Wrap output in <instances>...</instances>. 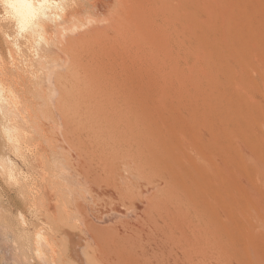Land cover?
<instances>
[{"label": "bare ground", "instance_id": "6f19581e", "mask_svg": "<svg viewBox=\"0 0 264 264\" xmlns=\"http://www.w3.org/2000/svg\"><path fill=\"white\" fill-rule=\"evenodd\" d=\"M257 74L264 75V0H0L1 162L28 171L22 172L27 184L46 195L45 183L53 177L71 184L83 171L86 183L99 185L91 188L103 185L111 197L96 204L95 215L115 217L110 225L93 223L94 229L88 220L86 232L91 228L97 241L161 233L152 263L173 255L177 259L168 264H263L250 251L255 254L264 237L253 225L256 235L244 237L251 224L243 219L252 215L242 213L247 216L240 221L234 201L242 183L222 174L233 171L232 165L248 173L239 150L243 141L253 139L256 157L264 159V112L256 103L264 100V89ZM57 117L66 134L36 146L32 141L46 136ZM20 120L36 126L21 127ZM46 150L76 158L51 171L49 179L40 170L39 155ZM237 156L244 160L232 163ZM18 189V196L27 193ZM134 205L151 213L150 222L135 212L129 216ZM242 237L249 245L237 243Z\"/></svg>", "mask_w": 264, "mask_h": 264}, {"label": "rangeland", "instance_id": "374dc122", "mask_svg": "<svg viewBox=\"0 0 264 264\" xmlns=\"http://www.w3.org/2000/svg\"><path fill=\"white\" fill-rule=\"evenodd\" d=\"M262 77L264 78V75ZM262 77L260 75V78H259V75L258 74L256 75V79H257L258 83L260 84L261 88L264 89V81H263L264 79H262ZM182 93H184V92L182 91ZM178 95H180V94L177 93L176 98L180 99L181 95H183V94H181L180 97H178ZM181 101H182V99H181ZM256 101H257L256 103L258 105H260V104L263 105L262 108H263V112H264V100H263V98L258 97ZM186 109H188V108L186 107ZM189 116H190V114L188 115V117ZM263 117H264V113H263V115L260 116V122H264ZM33 119L36 120L35 117H33ZM55 120H57V121H56L55 125H53L52 128H50L51 131H48V134L46 135L47 137L42 136V135L41 136L38 135L36 137V139L34 141H32V142H35V144L37 143L36 146H38V144H39V147H40V145L42 144L41 146L45 147V145H47L49 143L48 141H50L52 138L59 137L60 136L59 134H62V136H64V134H66V133H64L66 131V129H64V131H61V129L65 128L66 125L64 126V124H62L60 119L58 120V117L55 118ZM58 121H60L62 126L57 125V124H59V123H57ZM23 122H26V124H29L30 126L26 125ZM21 123H23V125H26L25 128H27V126L29 128H31L32 126H34V127L36 126L35 124H32L31 122L26 121V120H20V122L18 123L19 126L24 127L23 125H20ZM98 123H97V125H98ZM104 124L105 123L102 122L100 125H104ZM70 132H72V130ZM75 132L73 133V134H76L75 137L78 139L81 138V137H78V135L79 136L81 135L80 134L81 131H78L79 134H77L78 133L77 131H75ZM256 133L258 134V132H256ZM54 135H55V137H54ZM57 135H59V136H57ZM128 135H129V133H128ZM1 137L2 136H0V138ZM49 137H50V139H49ZM140 137L143 138V136H140ZM11 138L13 139V136ZM59 138H61V137H59ZM3 140H5V139H3ZM16 140L19 141V139H15V142H16ZM40 141H42V142L39 143ZM243 142H242V144L245 147L242 146L241 148L244 147V149L239 148V150L241 151L240 156L243 155L244 158L246 157L245 162L243 161V163L244 164L246 163L245 164L246 165V172H248V173H245L244 170L239 169L238 166L232 165L233 171H232V169L228 170V171H223L222 174H223V177H225V176L229 177L228 180H227V177H225L227 181H230V182L233 181L232 183L238 185V182H236V181H238V178H239V182L242 183V184H240L241 186L235 185L236 189L239 191V193L237 191V194H239V195L235 196L234 201L238 202L239 204H237V205L240 206L238 209L241 212V213L238 212L241 215L240 221H243L245 219H249L248 221L246 220L244 222L248 225H249V222L251 224V226L248 228V229H250V230H248L249 232H246L247 230L243 231V229H241L242 232H246V234L245 233L243 234V235H245L244 237L249 238L248 236H250V238H251V236H252L251 234H254V236H255L256 232L261 231L259 235H262V238H263L264 237V230H261V225L264 226V215H263L264 214V207H263L264 205H262V204H264V201H263L264 195L262 196V194H264V187H263L264 186V179H263L264 175H262V174H264V159L261 157L262 158V160H261L260 157H256L258 148H257V145L253 139H251L245 143H243ZM223 144H224V147H227L226 145L228 143L225 144V142H224ZM0 145H1V143H0ZM238 145H240V144H238ZM246 148H249L250 150L246 149ZM20 149H23V147L21 146ZM251 150H252L253 154L248 152V151L251 152ZM22 151L24 152V150H22ZM22 151H20V152H22ZM66 151H68V150H66ZM26 152H27L26 154H28V151H26ZM60 152L61 153L55 152V153L51 154V152L49 153L48 151L47 152L43 151V153L42 152L38 153V154L42 153V155L41 154L39 155V156H41V160H42L41 161L42 166H41L40 170H44L46 173L45 174L46 177L49 179H50V177H53L52 175H49V173L52 174L51 171H55L57 169V167L60 168L62 166H65L66 162L68 164L71 163L72 160H75L74 157L76 158L74 153L71 154V155H73V157H72L69 152H65V151H60ZM48 153L51 155H49ZM56 153H58V156L57 155L55 156ZM12 154H14V153L10 154V158H12V160H14L15 162L16 161L18 162L19 158H17V157H20L19 154H17L15 152V154H17V157L15 155H12ZM46 154H48V155H46ZM251 155H254V156H251ZM22 157H23V155H22ZM69 157L72 159L69 160ZM243 157L237 156L238 159H236V157H235L234 161L232 163L241 162L240 159H242ZM0 158L2 159V157H0ZM192 158H193V160H194V158H195V160L197 159L194 155L192 156ZM1 159H0V172L4 173L3 174L4 176H2V174L0 173V178H1V180H0V188H1L0 189V264H25V262H26V264H28V263L29 264H50V262H51V264L52 263L53 264H168L171 260L177 259L173 255H168L164 258L165 261L162 263H152L151 262V259L157 253L158 246H159V243H160L161 238H162L161 233L158 235H155L154 233H151V232H144L141 235L140 234L133 235L136 237L130 238V240H128L129 239L128 236H132V235H126V237H125V235H119L117 237L112 236V237L105 238V239L98 240V241L95 240V237L90 235L91 230L96 228L95 224H93V223H95V222L98 223V224H96V225H98L97 227H100V225H99L100 222L103 224L110 225V224L114 223L115 217L112 216V213H106V212L103 214H100V215H97L98 213L96 212V215H95L94 210H96L95 209L96 206L102 205L101 203L106 204L105 203V202H107L106 199H108V197L110 199L111 197L108 195V193H106L105 189L103 191L101 190V187L105 188V186H103V185L101 187H98V189L91 188V187L97 188V186H99V185L93 184V186H91L92 185L91 182L86 183L84 180L85 173L83 171H82V173L80 172L81 176L79 175V172H78V175H77V173H75L76 176L74 177L73 182H71V184L68 180L67 181L65 179L59 180V179H56L54 177H53V180L50 179V182H52V183H49L46 181L47 183H45L46 186H44V188L47 187V189L50 190V191H48L49 194L46 195V193L44 191L40 190V191H42V193H41V192H39V190H36L37 187L35 184H33V183L31 184V182L29 184H27V182H29L30 179L24 177L26 174H24L22 172H28V171H26L25 169H19L17 167H11V166H9V164H10L9 160L6 161V159L3 158L4 160H2L3 162H1ZM242 160H244V159H242ZM255 160H257V161H255ZM258 161H260V162H258ZM248 165H250V166H248ZM234 167H235V169H234ZM259 170L262 171L263 173L259 172ZM224 173H226V174H224ZM236 173H239L237 178H236V175H237ZM48 175H49V177H48ZM245 175H248L249 177H246ZM260 175H262L263 178ZM232 177H233V179H232ZM240 179H241V181H240ZM54 181H55V183H54ZM77 182H78V184H74ZM105 182H106V180H105ZM246 182H248V183H246ZM89 183H91V185ZM59 184L61 185V188L59 187ZM80 184H81V186H79ZM259 184L262 186V188H261L262 190L259 189L260 186H257ZM47 185H49V186H47ZM50 185H53V186H50ZM74 185H77V187ZM82 185H84V187ZM88 186L90 189L86 188ZM249 186L252 188H250ZM33 187L34 188L36 187V188L34 189ZM65 187H67V188H65ZM74 187L77 188L76 189L77 191L82 192V193H80L81 196H84L83 192H86L85 197L79 196L80 195L79 192H77ZM237 187H239L240 190ZM16 188L22 189L21 190L22 193L27 192L28 196L26 195L27 193L26 194H19V196H18L17 195L18 191ZM53 189H54V191H52ZM64 189H67V190L64 191ZM68 189H70L71 191H68ZM247 189L251 190V192H249ZM23 190L25 192H23ZM56 190L61 191V192L58 193ZM83 190H85V191H83ZM5 191L7 192V194H5L6 193ZM93 191H96V194L99 196H97L95 194V192H93ZM252 191H253V193H252ZM72 193H74V194H72ZM89 193H92L93 195H91ZM64 194H66V195H64ZM75 194H77V196ZM244 194H247V195L245 196ZM4 195L6 196L7 200H6ZM59 195H60L59 200H55V197L57 199V197H59ZM240 195H242V197ZM24 196H26V197H24ZM90 196H92V198ZM254 196L257 198H255ZM8 197H10V198H8ZM19 197L21 200L19 199ZM28 197H30V198H28ZM76 197H77V199H76ZM243 197H244V200H243ZM61 198H62V200H61ZM96 198L99 200H97ZM240 198H242V199H240ZM17 200H18V202H17ZM19 200H20V202H19ZM68 201H70V202L68 203ZM26 202L28 204H26ZM78 202H80V203H78ZM77 203L79 205H81V203L83 204V206H82V208H84V209H82L83 213L77 212V210H79L78 207H81ZM68 204H69V206H68ZM76 205H78V206H76ZM237 205H236V208H234L235 213H236V211H238ZM73 206H76V207H73ZM91 206H92V208H91ZM101 207H104V206H101ZM234 207H235V205H234ZM243 208L244 209L246 208L247 210H243ZM259 208H261V210ZM31 210H33L34 213L31 212ZM70 210H73V211L71 212ZM67 211L70 212V214ZM74 211H76V212H74ZM245 211H247V212H245ZM248 211L251 212L249 214L252 216H247V215H249ZM133 212H135L136 215H143L145 221L150 222L149 218H150L151 213L148 215V210H144L140 205H136V207L134 205L133 208H130L129 216H130V214H133ZM77 213H79V215ZM87 213H88V215H86ZM242 213H246L247 215H243ZM33 214H36V215H33ZM67 214H69V215H67ZM71 214L72 215L75 214L73 216L74 219L69 220V218L72 217ZM63 215H66L67 218H65V216H63ZM131 216H133V215H131ZM242 216H244V217L247 216L249 218L246 217L242 220ZM254 216H255V218H254ZM30 217H32L33 219H31ZM63 218H65L66 220H64ZM253 218L255 219L257 224L254 222ZM22 219L23 220H29V222H25ZM61 220H63V221H61ZM88 220L91 221L92 223L89 222ZM20 222H22V223H20ZM23 222L29 223V225H27V224L25 225V223H23ZM52 222L55 223V225H53ZM86 222H89L91 225L93 224L95 226L94 227L92 225V229L90 228V232H89V230L87 232L85 230L88 228V227H86ZM244 222H239L238 226L243 228V226H241V223L245 226L246 224ZM251 222H253V223H251ZM67 223L70 224L69 226L73 225V227H70L71 228L70 229L67 226L68 225ZM254 223L256 224V226ZM18 224H19V227H21V225H22V227L24 229L26 228L25 230L23 229L24 232H26V230H28L26 232V234L23 233V230H21L22 228L17 227ZM31 224H33V225L31 226ZM14 225H16V226H14ZM45 225H47L48 227ZM252 225L256 228L255 233L250 232L252 227H253ZM258 225L260 226V228L257 227ZM33 226H35L36 228H34ZM50 226H52V227H50ZM30 227H33V228H30ZM41 228H44L45 230H43ZM33 229H34V231H32ZM68 230H70V231H68ZM76 230H77V232H74ZM48 231H51L52 233L48 232ZM65 231H66V233H65ZM93 231H95V230H93ZM120 231H122V229H120ZM20 232H22L21 235L23 234V236H26V237L21 238ZM94 233L95 232H93V234ZM38 236H42L45 238L43 239L40 237L41 239H39V241H38V239H37ZM257 237H259V236H256V238ZM126 238L128 241L126 240ZM24 239H26V240H24ZM27 240H29V242ZM248 240L249 239H246V241H248ZM259 240L260 241L257 242L258 245L256 247H254L256 250V251L254 250L255 254L251 251H250V254L252 253L251 254L252 257L257 256V258L256 257H254V258L260 259V261H262V263L264 264V238L259 239ZM246 241L242 237L240 242L237 241V243L238 244H240V243L247 244ZM256 241H257V239H256ZM39 242H41L43 245H41ZM51 242L53 244H51ZM47 244H49V246H47ZM247 245H249V244H247ZM247 245H245V246H247ZM26 247L28 250L25 249ZM45 250H47V251H45ZM249 250H251V249L249 248ZM36 251H38V253H40V252H42V253L37 255ZM50 251L51 252L55 251V252L51 253ZM47 254H49V255H47ZM53 254L56 257L55 256L51 257V255H53ZM39 255H41V256H39ZM16 257L18 258L17 260H16ZM48 258H50V261L47 260ZM18 260L20 263L17 262ZM28 260H29V262H27Z\"/></svg>", "mask_w": 264, "mask_h": 264}]
</instances>
